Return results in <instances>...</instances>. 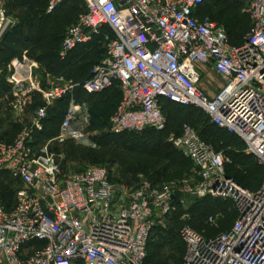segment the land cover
Listing matches in <instances>:
<instances>
[{
    "label": "built area",
    "instance_id": "built-area-1",
    "mask_svg": "<svg viewBox=\"0 0 264 264\" xmlns=\"http://www.w3.org/2000/svg\"><path fill=\"white\" fill-rule=\"evenodd\" d=\"M64 1L50 0L48 13ZM206 1L84 0L86 9L58 53L65 60L110 29L106 55L84 82L59 76L47 85L38 61H12L6 82L20 130L12 141H0V175L20 186L10 207L0 202V264H147L151 234L174 210L176 184L145 180L123 190L103 165L63 171V144L98 146L99 132L89 131L90 108L77 99L79 90L97 95L118 84L122 97L106 129L116 135L164 130L165 102L198 109L242 141L264 169V0H243L252 27L241 45L232 44L218 23L198 17ZM16 24L0 0V47ZM202 66L224 81L214 97L200 89ZM66 97L59 132L42 141L50 109ZM36 98L40 105L28 115ZM171 141L201 179L196 192L232 199L237 218L214 236L182 228L185 254L168 264H264V179L252 190L227 175L222 154L189 126Z\"/></svg>",
    "mask_w": 264,
    "mask_h": 264
},
{
    "label": "rangeland",
    "instance_id": "rangeland-1",
    "mask_svg": "<svg viewBox=\"0 0 264 264\" xmlns=\"http://www.w3.org/2000/svg\"><path fill=\"white\" fill-rule=\"evenodd\" d=\"M6 8L17 21L13 32L10 33L11 36L32 13H38V8L40 11L45 10L41 0H6ZM84 11L82 0H66L62 3L56 13L62 16L66 26L63 36L58 42V49L68 29L76 23L79 15ZM243 11H246V6ZM246 14L248 15V13ZM198 17L210 19L224 27L216 19L207 16ZM246 18L248 30L244 39L252 27L250 16L248 15ZM24 30L26 31L22 28L21 32ZM244 39L236 43L241 44ZM2 44L13 47L10 42H2ZM103 52V49L88 51L86 56L77 62L78 66L82 65V75L79 74V70L71 76V79L80 80L83 76L85 77L90 67L102 58ZM21 54L18 58L26 57L38 61L25 51ZM15 58L17 57L10 61L8 68ZM206 72L207 75L199 86L207 95L214 97L224 87V83L210 68ZM39 77L48 85V83L56 82L57 75H52L42 69L39 72ZM4 80L0 75V141L16 136L20 130V124L16 121L9 106V91L2 85L6 83ZM39 105L40 100L36 98L29 107L28 115L33 114ZM165 116L167 125L162 131L149 130L144 133L129 134L117 138L114 142L97 147L68 141L60 148L65 173L80 171L92 165H103L109 170L112 184L119 189H135L145 180L155 182L158 186L177 185L173 198L174 210L159 220L151 234L147 264L157 262L168 264L182 260L186 250L182 238V228L188 226L202 234L213 235L223 231L228 224L231 225L233 223L231 216L237 211L234 202L228 197H214L209 193L196 192V189L201 186V179L194 174L192 162L191 164L183 163V157L186 156L172 143L173 135L180 134L187 126L193 128L205 142L222 154L226 173L236 181L245 184L249 189H257L264 177V170L258 166L256 158L245 152L244 143L212 125L210 119L203 112L171 104L165 108ZM57 118L58 122H52V125H49L51 126L49 130L56 131V134L59 132L62 115ZM6 132H8L7 135H5ZM48 133L50 132L48 131ZM50 138L49 136L46 140ZM158 142L165 148V155H169V159L163 160L160 166L166 167V174L154 177L149 174L150 169L147 167V163L155 161L156 158L151 154L154 153V146ZM2 181L0 197L5 195L7 200L13 201L20 182L12 183L11 178H5ZM191 190L195 192H191ZM211 217H213V221L210 220Z\"/></svg>",
    "mask_w": 264,
    "mask_h": 264
},
{
    "label": "trees",
    "instance_id": "trees-1",
    "mask_svg": "<svg viewBox=\"0 0 264 264\" xmlns=\"http://www.w3.org/2000/svg\"><path fill=\"white\" fill-rule=\"evenodd\" d=\"M41 1L45 10L40 11V8H38L37 10L38 13L37 12L32 13L26 21L22 22V24H20L21 28L20 27L17 28L15 30V34H12V36L10 35V33L13 32L12 29L5 35L3 43L10 42L13 45V47L8 44H6V46H4V44H1V48H0V69L2 70L1 76L3 77V79H5L4 81L6 82V76L8 73V64L14 57H18L22 55L21 53L25 51L31 57L36 58L38 60V62L41 64V71L42 69H45V71H47L52 75H57V77L64 76L66 79L72 80L71 76L75 74V72H79L80 70L79 74L82 75V71H81L82 65L80 66L77 65L78 60L85 57L87 52L90 50L103 49L104 52L102 58L90 67V69L86 72L85 77L83 76V78L80 80H77V78L76 80H73L75 82H84L90 77V72L94 67V65L99 63L106 55L104 36L106 33H110V29L108 27L103 28L102 31H100L97 34H94L92 39L88 43L79 45L75 50H73L69 54L67 59L62 60L58 54L61 45L59 49L57 46H58V42L63 36V30L66 26V22L65 20H62L63 18L60 14L56 13L60 9L62 4L53 13H48L47 9L50 0H41ZM82 1L84 3V10H85L86 9L85 2L84 0ZM244 7H245V3L243 0H210V1L207 0L206 3L202 5L201 8L198 10L197 15L200 17L207 16L216 19V21H218L219 23H222L224 26L223 28L227 32L230 42L234 45H241L242 43L237 44L236 42H238L241 39H244V36L246 35L248 30V25L246 21L247 20L246 16L248 17V15L246 14V12L243 11ZM22 28L26 29V31L24 30V32H21ZM2 85L6 87L9 91V86L7 82ZM121 97L122 95L118 84H115L111 89L107 90L102 94L88 95L82 90H79L77 93V99L79 101H85L89 105L90 113H91V125L89 127V131L99 132L95 136L98 145L114 142L117 138L122 136H126L129 134H136V133H124L121 135H116L106 130L108 127L110 117L113 114H115V112L117 111V107L121 100ZM68 103H69V98L66 97L58 101L56 106L50 109L46 130L40 138L42 141H45L49 136L53 137L54 134H56V131L53 132V130H49L50 129L49 127H51L49 125H52V122L53 123L58 122L57 117H59L60 115H62V120H63L64 114L68 108ZM171 104L178 105L172 102H165L164 112H165V108ZM185 108H190L200 111L192 107H185ZM205 115L210 119V117L207 114ZM212 125H214L215 127L221 130H224L218 127L217 125H215L214 123H212ZM149 130L151 131L152 129L145 130L144 132ZM48 131L50 133H48ZM152 131H156V130H152ZM224 131L227 132L226 130ZM227 133L230 134L229 132ZM7 134L8 132L5 133V135ZM230 135L234 139L240 141L234 135L232 134ZM15 137L16 136L1 141H12ZM154 150L155 151L154 153L151 154V156L156 158L155 161H153V163L151 162L147 163V167L150 169L149 174H151V176L154 177L164 176L167 172V169L166 167H160V166L162 165L163 160L169 159V155L167 154L165 155V148L160 142L155 144ZM183 163L191 164V161L187 157H183ZM227 175L229 174L227 173ZM5 178L9 179L10 176L8 174L0 175V185L3 184L2 180ZM263 179L261 180V182L263 181ZM13 182L15 181L12 180V183ZM152 183L156 185L155 182ZM241 184L246 186L243 183ZM0 202L6 207H10L13 204L14 199L13 201L7 200L6 196L2 195L0 197ZM236 218H237V211L235 214L231 216V221L233 220L234 223ZM232 224L231 225L228 224L223 231L228 230L232 226ZM216 234L206 235V236H214ZM160 263L161 262H157L155 264H160ZM78 264H83V263H78Z\"/></svg>",
    "mask_w": 264,
    "mask_h": 264
},
{
    "label": "crops",
    "instance_id": "crops-1",
    "mask_svg": "<svg viewBox=\"0 0 264 264\" xmlns=\"http://www.w3.org/2000/svg\"><path fill=\"white\" fill-rule=\"evenodd\" d=\"M211 69V70H213L211 67H209V66H202L201 67V71H202V75H203V79H204V77H205V75H207V72H206V70L207 69ZM213 72L222 80V78L213 70ZM222 82L224 83V81L222 80ZM209 96V95H208ZM211 97V96H210Z\"/></svg>",
    "mask_w": 264,
    "mask_h": 264
}]
</instances>
